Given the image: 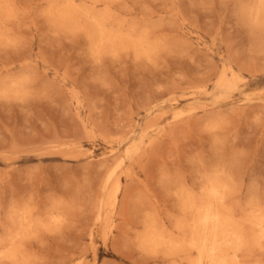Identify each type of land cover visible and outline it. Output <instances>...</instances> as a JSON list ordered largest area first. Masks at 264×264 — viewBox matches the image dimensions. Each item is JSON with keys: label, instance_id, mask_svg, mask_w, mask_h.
Wrapping results in <instances>:
<instances>
[{"label": "rangeland", "instance_id": "rangeland-1", "mask_svg": "<svg viewBox=\"0 0 264 264\" xmlns=\"http://www.w3.org/2000/svg\"><path fill=\"white\" fill-rule=\"evenodd\" d=\"M200 260L264 264V0H0V264Z\"/></svg>", "mask_w": 264, "mask_h": 264}, {"label": "bare ground", "instance_id": "bare-ground-1", "mask_svg": "<svg viewBox=\"0 0 264 264\" xmlns=\"http://www.w3.org/2000/svg\"><path fill=\"white\" fill-rule=\"evenodd\" d=\"M207 223H208V219L205 218V219L203 220L204 227L207 226ZM214 242H216L215 239L213 240V243H214ZM204 244H205V243H204ZM214 251H215V248H214V247H211V249L209 250L210 255H211ZM200 259H201V257H200ZM198 264H201V260L198 262Z\"/></svg>", "mask_w": 264, "mask_h": 264}]
</instances>
